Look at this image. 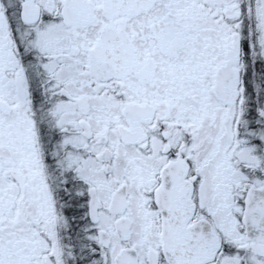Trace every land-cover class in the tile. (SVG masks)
<instances>
[{
    "label": "snow or ice",
    "instance_id": "snow-or-ice-1",
    "mask_svg": "<svg viewBox=\"0 0 264 264\" xmlns=\"http://www.w3.org/2000/svg\"><path fill=\"white\" fill-rule=\"evenodd\" d=\"M0 264H264V0H0Z\"/></svg>",
    "mask_w": 264,
    "mask_h": 264
}]
</instances>
